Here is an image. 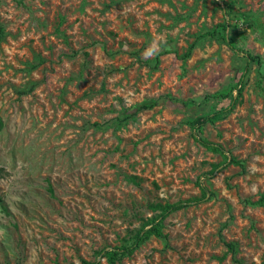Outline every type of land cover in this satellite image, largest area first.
<instances>
[{
  "label": "rangeland",
  "instance_id": "374dc122",
  "mask_svg": "<svg viewBox=\"0 0 264 264\" xmlns=\"http://www.w3.org/2000/svg\"><path fill=\"white\" fill-rule=\"evenodd\" d=\"M0 26V264H108L196 181L213 196L119 264H264V0H0ZM223 34L261 66L201 128L240 163L208 178L225 159L187 122L228 107L206 97L246 65Z\"/></svg>",
  "mask_w": 264,
  "mask_h": 264
},
{
  "label": "trees",
  "instance_id": "16d2710c",
  "mask_svg": "<svg viewBox=\"0 0 264 264\" xmlns=\"http://www.w3.org/2000/svg\"><path fill=\"white\" fill-rule=\"evenodd\" d=\"M223 31H225L226 26H219ZM2 33V27L0 26V35ZM207 36L213 37L214 32L209 33ZM221 39L223 42L235 53L242 55L246 59V65L241 73V76L236 84L230 86L228 89L223 90L215 95L210 97H206L207 99H216V100H226L229 99L228 107L224 109H220L214 113L207 114L201 117H198L194 120L188 121L187 125L189 130L192 133L193 140L202 146L204 149L219 154L224 157V162L221 165L214 166L213 170H211L207 177L212 178L214 173H216L220 168H225L226 164H235L239 165L240 163L236 161L234 158L229 159V162L226 161L227 157L224 155V151L222 147L218 144L212 143L206 139H204L201 135V128L206 124H212L213 122L221 119L223 116L231 112L237 104L241 102L242 92L245 87V77L248 73V66L250 64H256L258 67L261 66V60L258 56H253L248 53H244V51L236 49L227 39L225 34L222 35ZM194 48V45L191 44L183 58H188ZM158 59L156 60V64L158 63ZM257 86L260 88L262 92H264V87L261 85V80L258 81ZM235 92V95L233 94ZM195 185L199 189L200 196L198 198H193L191 200L186 201H177L174 203H164V204H151L149 205L150 211L153 213V216L142 221L141 225L133 230L132 235L130 236V243L128 245H123L115 248H106L98 251L96 255L100 258H105L108 264H119L122 259L131 256L144 242H146L150 237L165 239L166 235L163 233L164 221L171 214L178 212L180 210L198 205L209 200L213 194L210 193L204 185H202L199 181L195 182ZM254 206L262 207L264 206V195H261L256 201L249 203ZM229 251H233L234 246L232 244L226 245ZM81 264H99V261L88 262L85 260L81 261Z\"/></svg>",
  "mask_w": 264,
  "mask_h": 264
}]
</instances>
